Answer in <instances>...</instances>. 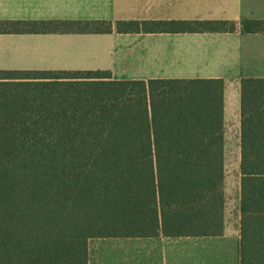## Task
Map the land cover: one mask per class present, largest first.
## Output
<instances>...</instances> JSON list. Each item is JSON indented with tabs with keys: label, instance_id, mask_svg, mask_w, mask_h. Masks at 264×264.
Listing matches in <instances>:
<instances>
[{
	"label": "trees",
	"instance_id": "trees-1",
	"mask_svg": "<svg viewBox=\"0 0 264 264\" xmlns=\"http://www.w3.org/2000/svg\"><path fill=\"white\" fill-rule=\"evenodd\" d=\"M231 20H0V35L235 33ZM245 34L264 20H245ZM240 264H264V78L240 83ZM225 81L0 70V264L106 238L221 237Z\"/></svg>",
	"mask_w": 264,
	"mask_h": 264
},
{
	"label": "crops",
	"instance_id": "crops-1",
	"mask_svg": "<svg viewBox=\"0 0 264 264\" xmlns=\"http://www.w3.org/2000/svg\"><path fill=\"white\" fill-rule=\"evenodd\" d=\"M0 19L2 20H106V21H206L231 20L238 24L235 33H199V34H117L137 35L139 37L159 36L161 40L172 43L170 49L163 50L167 54V63L177 67L176 74L172 76L142 77L133 80L163 79H223L225 81V121L226 128L230 124L228 100L230 92L235 93L236 103L233 109L241 122L240 83L244 77L264 78V74L252 76L245 66L247 58L252 62L256 56H251V44L256 39L250 36H263L260 34H245L241 31L239 21L264 20V0H0ZM61 35V34H53ZM112 35V34H110ZM14 36V35H0ZM86 36V35H61ZM255 38V37H253ZM246 40V43H244ZM169 50V52H167ZM161 58V55L156 56ZM264 60V56H260ZM169 58V59H168ZM251 63H249L250 66ZM68 70V69H61ZM71 70V69H69ZM99 70V69H98ZM115 79V73L110 68ZM173 73V72H172ZM117 80V79H116ZM119 80V79H118ZM233 85L232 89L231 86ZM231 107V106H230ZM241 128V127H240ZM227 130V129H226ZM240 132V130L238 129ZM227 134V131H226ZM227 147V144H226ZM240 157V148L238 151ZM241 159V158H240ZM226 183V181H225ZM227 198V197H226ZM225 231L221 237H185L186 241L199 239L210 246H224L225 240L233 247H238V264H240V192L236 206L229 205L228 201L224 211ZM231 223H233L231 225ZM122 239L134 244L137 264H173L180 250H189L169 243V239L179 238H106L93 239L89 242V264L92 262L91 242L98 240ZM136 242L140 245L136 247ZM172 252V254L170 253ZM201 253H207L202 251ZM200 253V254H201ZM234 253V252H233ZM170 256V258H169ZM98 257V252L96 258ZM201 264H208L206 257H196ZM209 261L217 263L218 256L208 257ZM171 260V261H170ZM215 263V264H216Z\"/></svg>",
	"mask_w": 264,
	"mask_h": 264
},
{
	"label": "rangeland",
	"instance_id": "rangeland-1",
	"mask_svg": "<svg viewBox=\"0 0 264 264\" xmlns=\"http://www.w3.org/2000/svg\"><path fill=\"white\" fill-rule=\"evenodd\" d=\"M2 20V19H0ZM12 20V19H9ZM32 20V19H29ZM37 20V19H33ZM49 20V19H42ZM239 21L240 27L242 26ZM255 37V38H253ZM159 36L139 37L137 35H14L0 36V70H101L110 68L115 73V79L133 80L142 77L172 76L176 74L174 65L167 63V54L172 43L161 40ZM256 39L251 44L250 54L256 56L250 62L247 58L245 66L252 76L264 74V35L250 36ZM246 43V40L245 42ZM169 52V50H167ZM161 55V58L156 56ZM169 59V58H168ZM249 63L250 66H249ZM173 72V73H172ZM257 78V77H255ZM231 89L233 85H230ZM233 90V89H232ZM235 93L230 92L228 105L230 113L226 134V197L229 205L236 206L240 192V122L233 106L236 103ZM233 223H231L232 225ZM169 243L189 250H180L173 264H201L196 257H206L208 264H215L208 257L217 255L216 264H238V247L228 243L226 247L203 244L199 239L186 241L184 238L169 239ZM91 242L92 262L96 264H137L134 244L122 239L98 240ZM136 247L140 244L135 243ZM205 251L207 253H201ZM98 252V257L96 254ZM234 252V253H233ZM172 254V252H170ZM201 253V254H200ZM170 258V256H169ZM171 261V260H170Z\"/></svg>",
	"mask_w": 264,
	"mask_h": 264
}]
</instances>
